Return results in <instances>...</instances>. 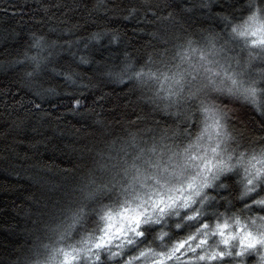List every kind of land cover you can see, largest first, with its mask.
Listing matches in <instances>:
<instances>
[{"label":"trees","instance_id":"16d2710c","mask_svg":"<svg viewBox=\"0 0 264 264\" xmlns=\"http://www.w3.org/2000/svg\"><path fill=\"white\" fill-rule=\"evenodd\" d=\"M245 6L246 0H0V264H23L41 242L53 249L68 243L59 221L79 215L70 192L106 184L120 165L157 160L166 147L175 149L181 133L195 130L197 142L204 125L186 121L194 102L177 88L201 57L224 64L245 87L259 79V47L226 27V18L243 24ZM189 36L196 40L191 46ZM218 96L230 131L244 141L264 138V94ZM224 195L227 207L244 206ZM256 214L264 215L258 208Z\"/></svg>","mask_w":264,"mask_h":264},{"label":"clouds","instance_id":"9594fccd","mask_svg":"<svg viewBox=\"0 0 264 264\" xmlns=\"http://www.w3.org/2000/svg\"><path fill=\"white\" fill-rule=\"evenodd\" d=\"M253 14L259 21H264V0H246L240 13L243 23ZM226 27L229 35L235 34L232 20L226 18ZM184 40L189 46L196 43L191 36ZM213 55H219V52L214 51ZM257 55L264 64V48L259 46ZM208 63L213 67H208ZM239 75L241 73L237 72L236 76ZM229 77L234 78V75L224 64L209 60L207 55L191 65L185 83L177 88L178 93L183 92L181 99L187 97L194 102L189 107L186 121L194 119L205 127L206 114L201 110V101L209 105L222 102L218 93L228 91ZM262 77L264 70L259 79L253 81L258 92L264 94ZM221 123L226 133L224 137L209 139L207 136L198 140V135V143H193L195 130L187 135L181 133L174 150L165 148L164 155L171 151L166 166L149 160H143L141 167L120 165L119 172L106 184L85 183L83 190L70 192L69 195L76 198L79 215L75 223L74 217L64 215L59 224L69 230L67 234L73 239L80 236L71 247V260L65 261L63 248L53 249L41 242L23 264H164L165 258L176 264L180 260L176 253L185 246L187 252L195 254L196 264L201 261L246 264V254L236 256L239 238L248 231H264L261 227L264 215H253L257 208L264 213V204L257 203L264 200V174L256 177L255 170H247L251 157L259 159L264 154V138L244 141L238 132L229 130L225 117ZM218 142L219 147L213 152ZM192 152L196 153L195 159ZM136 159L141 158L137 156ZM180 159L182 163L178 162ZM207 160L214 165L211 171L205 167ZM256 167L264 168V164ZM248 179L253 180V191L243 195ZM225 192L233 202L239 201L244 206L237 209L233 203L232 207H227ZM220 201H225V205ZM109 202L118 206V210L114 207L112 213L102 214ZM221 207L223 210L219 211ZM209 209L217 211L208 215ZM247 255H258L257 264H261L264 247L248 250Z\"/></svg>","mask_w":264,"mask_h":264},{"label":"snow or ice","instance_id":"6c2138e0","mask_svg":"<svg viewBox=\"0 0 264 264\" xmlns=\"http://www.w3.org/2000/svg\"><path fill=\"white\" fill-rule=\"evenodd\" d=\"M232 31L233 33H235L240 37H249V36L255 37V39L251 40V44L253 46H260L264 48V21H259L255 14L250 16L248 20L245 21L242 25L234 26L232 28ZM134 75L137 78H141L144 75V73H142L141 71H135ZM192 78L195 79V75H193ZM168 79L169 77L165 76V80ZM229 80H230V87L228 88L229 92H233V91L239 92L241 95L245 96V98H251L255 100L256 94L258 92V89L255 86L256 84L255 81H252L251 84L245 87L240 81L236 80L233 77H229ZM175 83L180 85L181 82L179 80H176ZM191 95L195 96V93H192ZM76 104L78 105L79 101H76ZM201 110L203 113L206 114L205 115L206 123L203 131L198 137V140L202 139L205 135H207L209 139L226 136V133L223 132V124L221 123V121L224 119L227 113H225L223 109H220L218 106L214 104L209 105L204 101H201ZM208 121H210V123H208ZM218 147H219V142L217 143V147H214L212 151L216 152ZM193 158L195 159L196 157L193 156ZM253 161H255V163H253ZM257 164H264V154H262L261 158L259 159L255 156L251 157L248 163L247 170L248 171L255 170L256 177H259L261 174H264V168H257L256 167ZM205 167H207L209 171H211L214 165L211 160H207L205 161ZM252 191H253V180L248 179L247 186L245 188V192L243 193V195H247ZM257 203L264 204V200L257 201ZM75 221H76V216H74L73 223H75ZM205 227H207V225H205ZM261 227L264 228V225H262ZM258 246L264 247V231H260L258 233H253L251 231H248L239 238V250L236 252V256L242 257L247 253L248 250L256 249ZM61 251L64 252L65 261H67L69 258V253L65 252L64 250ZM221 256H223V253H221ZM201 259H203V257H201ZM261 264H264V255L261 256Z\"/></svg>","mask_w":264,"mask_h":264},{"label":"rangeland","instance_id":"374dc122","mask_svg":"<svg viewBox=\"0 0 264 264\" xmlns=\"http://www.w3.org/2000/svg\"><path fill=\"white\" fill-rule=\"evenodd\" d=\"M248 38L251 40L250 36ZM207 66H210V65L207 64ZM205 137H207V135H205L202 139H204ZM196 143H198V142H196ZM208 143H210V142H208ZM205 146H207V144H205ZM170 155H171V151L168 152V155H164L163 154L160 158H158L155 161H151L150 163L157 162L161 166H166L167 163H168V156H170ZM192 155L195 156L196 153L192 152ZM178 162L182 163L183 160L180 159ZM174 166L175 165H173V167ZM169 170L171 171L172 169H169ZM114 207H117V210H118V206H116L114 204H112V206H110V207L109 206H105L104 209H103V213L102 214L112 213ZM105 223H106V219H105ZM101 227H103V224L101 225ZM184 235H187V233H185ZM64 239H67L68 243L61 244L60 248H63L65 252L70 253L71 252V247L75 245L76 240L80 239V236H76L75 239H73L71 237V235H68ZM197 242H199V241H197ZM189 243H191V241ZM185 249H186V246H185V248H181L176 253V255H178L180 257V260L178 262H176V264H182V263H194V264H196V261L193 259V256L195 254L194 253H189ZM51 258H52L53 261L55 260L54 253H53ZM68 260L69 261L71 260V256L70 255H69ZM258 261H259V256L258 255H247V253H246V264H257ZM164 264H172V261H170L169 259L165 258ZM199 264H212V262L211 261H208V262L201 261V262H199Z\"/></svg>","mask_w":264,"mask_h":264}]
</instances>
